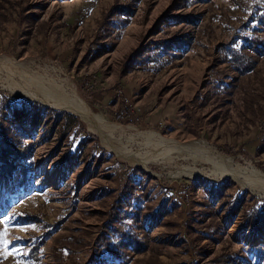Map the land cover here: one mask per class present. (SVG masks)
I'll return each instance as SVG.
<instances>
[{
    "label": "rangeland",
    "instance_id": "1",
    "mask_svg": "<svg viewBox=\"0 0 264 264\" xmlns=\"http://www.w3.org/2000/svg\"><path fill=\"white\" fill-rule=\"evenodd\" d=\"M231 2L0 0V61L67 81L94 116L126 128L102 141L73 113L6 85L0 71L1 93L69 116L33 130L30 163L8 174L0 166V264H122L102 236L128 186L142 196L138 221L149 230L148 251L128 264H211L221 254L264 264L245 250L264 245V231L243 233L241 213L233 217L227 203L243 192L244 208L264 197L215 175L198 155L174 151L132 164L121 154L152 150L139 133L157 132L264 174V56L240 76L218 53L258 28L250 21L264 0H243L246 14H233ZM117 9H127V24ZM166 41L170 54L155 49ZM136 50L154 61L131 68ZM185 168L206 174L181 176Z\"/></svg>",
    "mask_w": 264,
    "mask_h": 264
},
{
    "label": "trees",
    "instance_id": "2",
    "mask_svg": "<svg viewBox=\"0 0 264 264\" xmlns=\"http://www.w3.org/2000/svg\"><path fill=\"white\" fill-rule=\"evenodd\" d=\"M234 9L233 14L241 10L246 14L250 7L247 6L243 0H233L231 2ZM253 9V8H251ZM121 11V16L127 18L126 23L129 22V14L127 9H117ZM255 16L250 22H257L258 28L252 31L249 36H243L241 44L238 46L234 41L220 45L218 53L223 55V61L231 66V68L240 76L248 75L255 71L258 61L264 56V8H256ZM166 41L155 49H164L166 54ZM143 49V48H142ZM140 50L132 53L129 59L131 68L136 66H144L146 62L151 63L154 60L150 56H140ZM137 61L139 64H137ZM139 69V68H137ZM57 118L67 117L63 113H59L49 108H44L36 103L28 102L23 99L8 97L5 93L0 92V166L6 174L11 173L19 163H30L32 159L33 130L48 124L51 116ZM60 119L57 120L59 122ZM29 127L26 126V123ZM28 127V128H27ZM225 186L224 183L214 185V195L221 191ZM139 187V186H137ZM137 189L134 186H128L124 189L122 196L114 203L109 214V220L103 225L108 237L102 236L106 243L112 242L114 248H110L113 255L119 258L122 264H128L133 255L144 253L148 251L149 243L145 238L149 230H144L138 221V211L142 196L137 194ZM246 193H240L233 201L227 202L230 206L229 213L234 217L241 213V220L243 223L242 232H251L258 234L264 231V200L250 199L251 205L243 207L245 204ZM218 200L220 196L217 197ZM225 205V204H224ZM214 239V238H213ZM45 240V239H44ZM43 243L35 245L42 246ZM101 248L96 253L99 255ZM246 251L255 253L260 258L259 261H264V245L256 244L253 246H246ZM59 252V250H56ZM35 256V253L33 254ZM94 257L95 261H99L98 257ZM232 255H219L212 260L211 264H235L232 261Z\"/></svg>",
    "mask_w": 264,
    "mask_h": 264
},
{
    "label": "bare ground",
    "instance_id": "3",
    "mask_svg": "<svg viewBox=\"0 0 264 264\" xmlns=\"http://www.w3.org/2000/svg\"><path fill=\"white\" fill-rule=\"evenodd\" d=\"M25 65H23V63L16 64L11 60H1L0 71L6 72V79L4 83L20 93L47 103L52 102L55 106L62 107L66 111L73 113L91 131L99 135L102 141L106 140L108 142V137L118 132L122 133L126 130V128L115 127L112 124L107 123L99 116H94L86 104L81 100L75 88L71 84H68L67 81L66 83L58 84L52 76L40 73L39 69L32 70V67L30 68ZM57 85H59L58 89L61 88L60 86L62 85L64 91L61 90L60 92V89H56L55 86ZM65 88L68 89V94L65 93ZM156 133H139L142 137L141 139L146 141L147 144L152 145L153 149H148L147 152L137 154L121 152L126 161L132 164H142L148 161L157 160V158L162 155L164 156L167 153H170L169 155L174 154V151L178 153L187 152L188 154L198 155L203 161L212 164L215 175H219L222 178H230L232 182L238 184L242 188L251 191L257 196L264 197V174L260 171L237 164L231 158L220 155L196 141L181 144L175 140L164 139L159 136L160 134L158 135ZM114 150H116V153L120 155L119 150L115 148ZM205 174L206 172L203 170L185 168L180 175L187 177H199Z\"/></svg>",
    "mask_w": 264,
    "mask_h": 264
}]
</instances>
